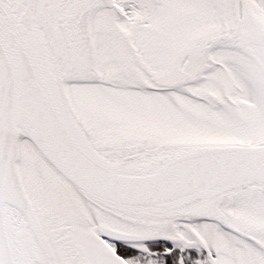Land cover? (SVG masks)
<instances>
[{"label": "snow or ice", "instance_id": "6c2138e0", "mask_svg": "<svg viewBox=\"0 0 264 264\" xmlns=\"http://www.w3.org/2000/svg\"><path fill=\"white\" fill-rule=\"evenodd\" d=\"M0 264H264V0H0Z\"/></svg>", "mask_w": 264, "mask_h": 264}]
</instances>
